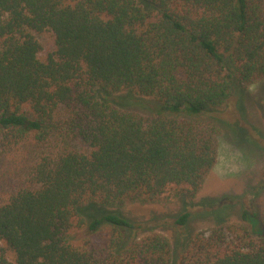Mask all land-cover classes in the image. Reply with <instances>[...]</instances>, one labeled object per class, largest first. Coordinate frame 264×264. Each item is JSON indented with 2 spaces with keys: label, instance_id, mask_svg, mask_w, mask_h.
Returning a JSON list of instances; mask_svg holds the SVG:
<instances>
[{
  "label": "trees",
  "instance_id": "trees-1",
  "mask_svg": "<svg viewBox=\"0 0 264 264\" xmlns=\"http://www.w3.org/2000/svg\"><path fill=\"white\" fill-rule=\"evenodd\" d=\"M263 79L264 0H0V161L25 177L0 196V264H264L243 197L176 215L217 225L181 252L122 213L195 199L238 132L222 110L246 120Z\"/></svg>",
  "mask_w": 264,
  "mask_h": 264
},
{
  "label": "rangeland",
  "instance_id": "rangeland-1",
  "mask_svg": "<svg viewBox=\"0 0 264 264\" xmlns=\"http://www.w3.org/2000/svg\"><path fill=\"white\" fill-rule=\"evenodd\" d=\"M37 37L43 44L44 49L41 56L44 58L53 49L54 41L48 33L37 34ZM249 91L250 99L246 101L244 109L246 120L241 119L234 102L232 107L228 106L222 110L221 114L225 118L239 123L238 132L234 134L226 131L220 136L218 162L195 199L191 200L186 197V202L183 203L184 199L174 198L173 193L169 192L170 199L168 201L151 205L129 204L122 209V213L136 223L143 224L144 227L158 226V230H162L163 233L174 239L177 251L181 252L192 235L200 233L208 238L217 225L211 218L201 216L193 218L188 227L175 226L176 215L183 212L185 208L194 212L202 211L203 208L198 203L205 198L226 200L230 197L240 196L243 197L244 206L256 214L249 225L256 237L261 236L263 232L261 220L264 214V188L260 195L256 196L255 192L258 190L252 187L259 186V184L264 185V145L263 149L256 148L247 141L246 137L252 135L257 142H262L258 130L264 136V79L251 85ZM4 169V165L0 161V196L21 186L25 178L24 172L20 174L7 173ZM231 219L239 221L240 216L234 212ZM76 235L78 238L83 237L87 235V230H79ZM4 247L7 249L8 256L13 258L14 253L8 249L6 244Z\"/></svg>",
  "mask_w": 264,
  "mask_h": 264
}]
</instances>
